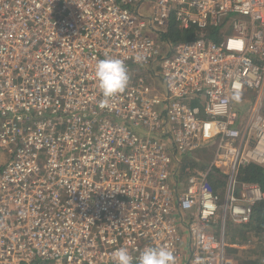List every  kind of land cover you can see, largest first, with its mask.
Wrapping results in <instances>:
<instances>
[{
    "label": "built area",
    "instance_id": "1",
    "mask_svg": "<svg viewBox=\"0 0 264 264\" xmlns=\"http://www.w3.org/2000/svg\"><path fill=\"white\" fill-rule=\"evenodd\" d=\"M170 22L196 36L161 43ZM106 58L129 77L111 98ZM263 101L264 0H0V264H240Z\"/></svg>",
    "mask_w": 264,
    "mask_h": 264
},
{
    "label": "trees",
    "instance_id": "2",
    "mask_svg": "<svg viewBox=\"0 0 264 264\" xmlns=\"http://www.w3.org/2000/svg\"><path fill=\"white\" fill-rule=\"evenodd\" d=\"M196 28L189 27L186 29L178 28L174 22H170L165 34V38L171 42H177L179 40H189L196 36ZM216 32V30H213ZM262 111L264 113V101L262 105ZM223 176L218 177L216 174L212 176L211 186L214 190H218ZM239 179L257 182L264 188V169L258 165L249 164L239 169ZM236 232L237 241L244 242L245 239L250 237L254 239L252 246L240 248L236 250L239 255V261L242 264H264V202L255 204L252 216L247 223L238 225L234 228ZM262 239L259 243L257 238ZM257 244V245H255Z\"/></svg>",
    "mask_w": 264,
    "mask_h": 264
},
{
    "label": "clouds",
    "instance_id": "3",
    "mask_svg": "<svg viewBox=\"0 0 264 264\" xmlns=\"http://www.w3.org/2000/svg\"><path fill=\"white\" fill-rule=\"evenodd\" d=\"M94 75L105 98L122 92L128 83V73L124 63L118 58H106L95 65ZM103 107V105H101ZM115 264H133V257L126 248L113 254ZM138 264H175L173 253L167 248L148 247L138 257Z\"/></svg>",
    "mask_w": 264,
    "mask_h": 264
},
{
    "label": "crops",
    "instance_id": "4",
    "mask_svg": "<svg viewBox=\"0 0 264 264\" xmlns=\"http://www.w3.org/2000/svg\"><path fill=\"white\" fill-rule=\"evenodd\" d=\"M238 226V225H232V226H228V239L229 241H236L238 242L239 244L243 245L245 248L249 246H252L254 244V239H251L250 237H248L247 239H245L244 242H240V241H237V238H236V232H234V228ZM240 264H242L240 262Z\"/></svg>",
    "mask_w": 264,
    "mask_h": 264
},
{
    "label": "rangeland",
    "instance_id": "5",
    "mask_svg": "<svg viewBox=\"0 0 264 264\" xmlns=\"http://www.w3.org/2000/svg\"><path fill=\"white\" fill-rule=\"evenodd\" d=\"M234 16H237L238 17V15L237 14H229L228 15V18H229V20L231 21L232 19H233V17ZM228 31H223V34H226ZM150 34H151V32H150ZM154 36H156L158 39H159V41L161 42V43H164V41H165V35H163V34H160V33H155L154 34ZM250 96V94H248V97ZM204 151L205 152H210L211 150L207 147L206 149H204ZM262 239V237L259 239V238H257L256 239V241L259 243V241ZM254 243H256V242H254ZM255 245H257V244H255ZM262 245L264 246V243H262Z\"/></svg>",
    "mask_w": 264,
    "mask_h": 264
}]
</instances>
